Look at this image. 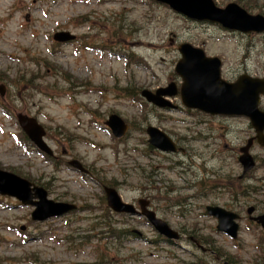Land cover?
<instances>
[{"label": "rangeland", "instance_id": "obj_1", "mask_svg": "<svg viewBox=\"0 0 264 264\" xmlns=\"http://www.w3.org/2000/svg\"><path fill=\"white\" fill-rule=\"evenodd\" d=\"M214 2L219 7L237 3L252 15H264V0ZM85 16L91 22L83 25ZM61 30L76 35V43L53 45L52 34ZM181 43L220 58L226 80L244 71L264 77V36H233L148 0H0V85L6 87L5 100L0 99L6 107L0 108V170L43 184L52 201L78 207L38 224L30 220V207L0 197V264L197 263L195 257L203 254L189 237L211 241L231 264H257L255 233L244 216L254 199L264 197L242 196L244 183L237 180L239 147L254 136L248 121L182 109L162 112L122 98H140L142 89L154 91L172 81L179 85L173 68ZM86 45L113 49L117 55L87 51ZM120 53L129 56L128 63ZM20 75L34 81L33 97L14 82ZM16 88L20 97L27 96L22 105L13 101ZM169 101L183 108L178 95ZM15 112L36 118L56 157L73 156L91 177L65 166L71 157L52 165L27 143L18 145ZM110 114L129 124L120 140L105 128ZM148 126L167 134L181 151L165 155L149 149ZM250 154L256 166L249 185L258 188L264 179V148L254 145ZM109 185L124 202L136 205L137 199H148L158 217L185 240L166 243L143 219L111 215L102 192ZM206 205L242 216L236 241L216 232ZM117 229L127 232L121 236Z\"/></svg>", "mask_w": 264, "mask_h": 264}, {"label": "water", "instance_id": "obj_2", "mask_svg": "<svg viewBox=\"0 0 264 264\" xmlns=\"http://www.w3.org/2000/svg\"><path fill=\"white\" fill-rule=\"evenodd\" d=\"M168 5L175 12L183 14L185 17L196 20L206 21L218 24L221 27L240 32H263L264 17L260 15L251 16L235 4H228L225 8L215 7L212 0H155ZM54 40L66 42L73 37L68 33H57ZM181 59L175 67V72L182 78L180 95L182 103L188 108H197L205 113L221 114L226 116H246L249 118L251 126L256 132V141L264 146V113L257 110L259 94H264V81L258 79H248L240 77L234 84H229L220 79V62L217 58H206L200 49H195L188 44H181L178 47ZM176 94L174 84L168 85L164 89H159L155 94L144 90L141 95L147 101L152 102L158 107H170L162 96H173ZM19 125L22 127L28 137L42 151L50 153L47 147L41 141L43 136L42 129L36 122L23 115L17 116ZM107 125L112 129L116 137H121L127 126L116 116L109 117ZM149 143L162 150L174 151V146L170 140L161 132L154 128H148ZM252 140L241 148L242 155L239 161L243 166V171L250 170L254 162L248 154V149ZM73 168L82 171L77 161L69 163ZM33 191V194H30ZM107 205L117 212L134 213L130 205L122 204L119 197L112 189H105ZM0 194H6L16 197L22 204L35 206L31 217L33 220H44L50 216H59L73 209V206L54 204L55 208L51 212L46 211V205H52L46 201V193L39 189H30V184L14 175L0 171ZM38 199V202H32L31 199ZM140 205L143 209L144 203ZM209 214L215 216L218 220L217 230L235 237L237 226L233 220L236 218L233 214L227 213L219 208H209ZM250 212V211H248ZM154 228L168 238L176 236L160 220L154 217L152 212H143Z\"/></svg>", "mask_w": 264, "mask_h": 264}, {"label": "flooded vegetation", "instance_id": "obj_3", "mask_svg": "<svg viewBox=\"0 0 264 264\" xmlns=\"http://www.w3.org/2000/svg\"><path fill=\"white\" fill-rule=\"evenodd\" d=\"M264 212V208H260V207H256L253 216L254 217H258L261 216ZM248 221L251 223V226L255 229H259L260 230V234H262V240L260 239V244L262 245V252L260 254H258V258L255 260L257 264H264V231L262 229H260V227L258 225H256L254 222L250 221L248 219ZM252 260V258H251Z\"/></svg>", "mask_w": 264, "mask_h": 264}, {"label": "trees", "instance_id": "obj_4", "mask_svg": "<svg viewBox=\"0 0 264 264\" xmlns=\"http://www.w3.org/2000/svg\"><path fill=\"white\" fill-rule=\"evenodd\" d=\"M18 83L21 85V86H24V87H27L29 84H33L34 81L30 79V77H25L23 75H20L17 79ZM66 81L68 82V79H66ZM27 91V89H26Z\"/></svg>", "mask_w": 264, "mask_h": 264}]
</instances>
